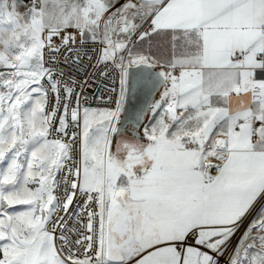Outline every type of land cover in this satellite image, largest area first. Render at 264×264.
Returning <instances> with one entry per match:
<instances>
[{
	"label": "snow or ice",
	"instance_id": "snow-or-ice-1",
	"mask_svg": "<svg viewBox=\"0 0 264 264\" xmlns=\"http://www.w3.org/2000/svg\"><path fill=\"white\" fill-rule=\"evenodd\" d=\"M0 264H264V0H0Z\"/></svg>",
	"mask_w": 264,
	"mask_h": 264
},
{
	"label": "built area",
	"instance_id": "built-area-1",
	"mask_svg": "<svg viewBox=\"0 0 264 264\" xmlns=\"http://www.w3.org/2000/svg\"><path fill=\"white\" fill-rule=\"evenodd\" d=\"M103 78H101V81H102Z\"/></svg>",
	"mask_w": 264,
	"mask_h": 264
}]
</instances>
